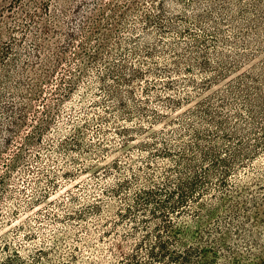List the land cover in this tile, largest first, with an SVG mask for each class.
Returning <instances> with one entry per match:
<instances>
[{
    "label": "rangeland",
    "instance_id": "1",
    "mask_svg": "<svg viewBox=\"0 0 264 264\" xmlns=\"http://www.w3.org/2000/svg\"><path fill=\"white\" fill-rule=\"evenodd\" d=\"M41 1L0 22V44L7 27L15 37L0 57V264H122L160 223L135 192L191 173L196 195L170 234L201 247L198 264H264V0H51L49 14ZM86 15L98 29L61 51ZM55 59L40 87L18 86L13 67L34 81Z\"/></svg>",
    "mask_w": 264,
    "mask_h": 264
},
{
    "label": "trees",
    "instance_id": "2",
    "mask_svg": "<svg viewBox=\"0 0 264 264\" xmlns=\"http://www.w3.org/2000/svg\"><path fill=\"white\" fill-rule=\"evenodd\" d=\"M51 0H42L41 1V8L45 9V14H49V4ZM67 2L66 0H62ZM20 0H11L7 5H0V9H2L3 13H0V22L7 21L9 18L14 17L12 15L13 11L12 8L15 6V4H18ZM64 2V3H65ZM66 6L65 4L63 5L62 10L60 11V14L62 17L66 15ZM5 12V15H4ZM92 13V12H90ZM30 19L33 20L32 24H26V22H19L18 25L21 27L22 35L26 37L28 34L31 32V27L34 26V23L36 20L34 19L35 17H39V14L34 11L32 13H28ZM5 17V18H4ZM4 18V20H2ZM58 18V15H54L53 19ZM146 20H151L150 15L145 14ZM21 23V24H20ZM90 23L92 26L89 29ZM100 23V19L98 17H94L93 15H86L83 17V20H81V23H77V27L74 30L73 27H71L67 33V39L65 41V44L59 48L61 51L66 52L67 49L71 46V43L73 39H75L76 30H80L82 33H85V31H89V33L94 32L95 30L98 29V25ZM35 28H38L35 26ZM14 30L11 27H7L6 31L9 33V42L1 43L0 44V57L1 55H6L12 47V40L15 39V37L10 34L11 31ZM37 30V29H35ZM190 29H187V32L189 33ZM41 30L35 31L34 37H35V42H36V57L40 58V51L42 45L38 42V35L41 33ZM0 33V37H1ZM198 41V37H195ZM89 57H91V54H88ZM60 62V59H55V61L52 63L53 68L49 69V71L46 72V74H36L35 72V80L32 81L30 77H28L26 69L24 70L23 67H21V71H18L19 69H13L11 70L12 72H17L20 74H25V80H19L18 81V86L19 87H34V86H39L45 82L48 81L52 73L55 71V68L57 64ZM208 61L206 59V56L203 55V60L199 62V67L203 68L204 72H206V68H208ZM239 63L232 65L231 68H235ZM60 66V65H59ZM23 68V69H22ZM133 71L138 72L140 75H142V72L138 71L135 68H132ZM23 70V71H22ZM264 70V69H263ZM215 77L211 78L206 77L205 81L202 82L203 86H209L207 87L210 88V84L214 82L213 80H217L216 78H219L220 75H214ZM246 79L254 80V77L251 75H248L243 73V76ZM241 79V78H240ZM128 81V80H127ZM242 83V82H239ZM206 99V98H205ZM204 101V100H203ZM198 102L197 105L202 106L204 102ZM178 102V101H177ZM178 105V104H177ZM179 106V105H178ZM11 111V109H9ZM12 112V111H11ZM264 115V110L261 112ZM19 116H20V123L19 122H14L13 120L11 121V124H13L14 127H10V132L11 136L15 132H17V128L20 126L21 123L24 122V117H25V111L23 108L19 109ZM134 128L131 127H126L122 126L120 128L121 131L123 132H128L132 131ZM198 136V135H197ZM11 140V139H10ZM197 146V145H196ZM204 156H208V151L205 149H202ZM218 161H224L223 158H216ZM187 168H192L191 163L188 161L186 163ZM228 170L226 169L224 171V174H226ZM192 175L188 176H179L178 181L175 184L173 189L166 188L163 185L168 184L169 182V177H163V184H153L150 187H144V188H139L137 192H135V196L133 197V203H135L138 207H140L142 212H148L151 214V217L154 219H159L158 224H154L153 229L155 231L154 233V240L149 241V231L147 229V226L145 225L144 233L142 234V237L134 243V247L131 249L129 253H124L121 255V262L122 264H194V256H196V260L200 258L202 255V250L199 245H181V241L178 237L175 235L172 236L170 234L171 229L174 228L176 225L173 223V215H178L181 212L184 211V208L188 205V202L191 201L192 197L195 196L196 189L198 188L197 184V175L194 173H191ZM162 196V197H160ZM165 231L168 237H163L162 232ZM180 242V243H179ZM205 243V241H204ZM118 248V245H117ZM210 248V247H206ZM144 249L145 256L147 258V263H144L142 261L143 258H141V250ZM206 250V249H205ZM211 252V249H209ZM200 262V261H199ZM204 264H208V260L206 258H203ZM198 264V261L197 263Z\"/></svg>",
    "mask_w": 264,
    "mask_h": 264
}]
</instances>
